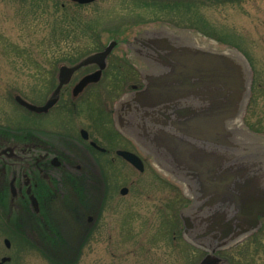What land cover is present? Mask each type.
Masks as SVG:
<instances>
[{
	"label": "rangeland",
	"instance_id": "374dc122",
	"mask_svg": "<svg viewBox=\"0 0 264 264\" xmlns=\"http://www.w3.org/2000/svg\"><path fill=\"white\" fill-rule=\"evenodd\" d=\"M163 30L177 36L190 33L198 44L235 50L244 57L250 88L241 122L247 132L264 139V0H95L88 4L0 0V124L24 132L39 130L43 135L39 142L53 141L56 150L62 149L61 154L68 148L77 169L81 162L80 130L97 117L98 110L113 122V107L124 95L142 88L144 72L149 70L146 57L152 50L141 38L150 31L152 41L157 40L154 32ZM111 41L117 45L96 86L74 98L70 83L62 90L59 103L39 117L15 102V96H20L42 105L57 84L60 66L74 65ZM92 69L84 68L75 76ZM234 80L228 83L230 89L223 82L215 88L227 95L237 88ZM85 110L93 117L86 116ZM135 148L147 161L144 172L119 164L115 184V195L121 198L118 191L122 186L141 182L132 184L130 195L117 205L110 186L95 205H83L77 198V192L82 193L75 185L61 184L50 211L53 236L37 223L23 235L6 229L0 221V262L7 257L10 261L4 264H198L207 254L206 248L185 239V232L174 233L180 230L174 213L168 211L166 218L165 214L153 215L140 205H130L135 202L133 197H142L146 203L149 197L161 196L172 204L181 199L184 209L193 203L176 185L160 184L172 179L158 171L143 150ZM88 216L93 222L86 226ZM4 239L10 241L9 248ZM216 254L230 264H264V226Z\"/></svg>",
	"mask_w": 264,
	"mask_h": 264
},
{
	"label": "water",
	"instance_id": "95a60500",
	"mask_svg": "<svg viewBox=\"0 0 264 264\" xmlns=\"http://www.w3.org/2000/svg\"><path fill=\"white\" fill-rule=\"evenodd\" d=\"M74 1L80 4H87L95 0ZM153 36H157L159 39L152 41L153 37H151L150 31H146L141 38L143 44L152 50V53H148L146 57L149 70L145 73L149 77L147 82L148 88L146 87L147 90L144 92L146 93L149 86L153 84H158L168 92H179L180 98L183 97L182 99L185 103L177 113L183 118V121L174 125L175 129L178 128L175 130V133H166L158 139L140 134H135L136 136L133 133V135L129 134L119 122H117V127L122 133L135 140V143L139 145L141 150H143L141 147V144H143L147 150H143L144 153L153 159V163L158 171L170 177L172 182L180 185L184 193L193 200L192 206L185 209L182 213L185 229L190 228L189 223L196 217L201 218L204 216L209 224H213L216 220L223 221L220 232L210 231L200 235H191L187 230L185 232L187 236H184L186 237L185 239L195 246H205L207 242L213 239L221 245L231 241L227 246L230 247L258 229L259 223L257 222V218L264 217V195L258 194L260 190H264V161L261 159L248 160L245 158L243 161L234 162L233 159H230L231 149H235V153L239 152L240 154H243L244 151L242 146L234 142L229 143L230 141L227 139L228 132L223 128V119H228L227 115L234 110L238 95L242 94L244 75L242 74V70H237L229 62L217 59L214 55L207 54L198 47L191 45L193 43L192 40L197 41L193 39L190 33H183V36H177L173 32L163 30V32L155 31ZM116 45L117 42L112 41L103 51L91 54L73 66H60L58 85L44 105L35 106L21 99L19 96H16L15 100L32 112H48L58 102L61 88L70 81L72 75L77 70L91 64L98 66L96 72L83 77L78 82L73 90V95H78L86 85L97 82L102 70L106 66L108 55ZM159 61H162V63H159ZM181 78L187 81L180 82ZM234 79H236V90H229L227 91V95L224 94V96H222V93L219 94V90L215 88V85L218 82L227 83L226 85L230 89L228 83H235ZM141 93L143 92L124 95L119 101V105H126L129 100L132 101L136 95L140 96ZM187 98L188 101H186ZM137 100L135 99L136 103L140 102ZM153 103L157 105L158 101L154 100ZM119 125L122 129L119 128ZM207 130L209 136H201ZM246 136L248 138L254 137V139L257 137L249 132ZM257 139L264 142L262 138L258 137ZM208 150L211 152L209 156L204 153V151ZM120 153L134 166L141 168V161L136 155L128 152ZM209 157L212 161L214 160L215 173L214 179L210 181L213 183L210 191L219 190L212 203L208 202L205 196L199 197V193L195 194V196L188 195L179 180L173 178L172 175L164 173L156 165V162L163 164L165 168L177 177L179 176L186 180L190 186L195 183L197 191L194 192H199L200 183L197 180L198 172L201 169V161L199 159L210 161ZM203 163L207 164L208 162ZM239 181L243 185L241 184L242 186L238 187ZM245 194L252 195L243 196ZM31 202L37 207L34 197H31ZM232 205L233 207H231ZM212 208H214V211L208 215V210ZM236 237L239 238L232 241ZM227 247L223 246L214 248L213 250L206 249L208 254L199 264H224L214 254L216 251ZM6 260V258H3L2 262Z\"/></svg>",
	"mask_w": 264,
	"mask_h": 264
},
{
	"label": "flooded vegetation",
	"instance_id": "af4514ba",
	"mask_svg": "<svg viewBox=\"0 0 264 264\" xmlns=\"http://www.w3.org/2000/svg\"><path fill=\"white\" fill-rule=\"evenodd\" d=\"M91 66H93L94 69L79 74L81 75L79 78L75 76L82 69ZM106 68L107 61L99 80L86 85L78 95H73L75 86L83 77L96 72L98 70L97 65L91 64L76 71L72 75L69 83L63 86L61 90L72 83V96L76 98L85 90L91 88V86H96L102 79ZM146 74L147 73L144 72L143 86L141 89H137L136 86L133 85V88L136 89H134L132 93L143 92L140 96L136 95L135 97V99H138L137 101L140 102L136 103L135 99H133L132 101L129 100L126 105L120 106L118 104L113 107V122L107 117V114L105 115V113L99 112V110L96 114L97 117H93L90 115L91 113L89 114V112L85 110L86 116L88 114L90 118L93 117V120L91 123L88 122L87 127L82 128L79 132L81 138L79 145L81 162L80 165L77 166V169H74V158L72 153H69L70 150L68 151V148H66V154H61L62 149L56 150L53 141L48 140L47 143L39 142V139L43 137L39 130L24 132L21 130H13L12 128L0 124V221H3L2 224L5 225L6 229L24 235V233L27 234L30 227H33L37 223L39 226H44L47 232L52 234L49 231H54V229H52L53 224L50 219V211L53 209V206H55L53 205L54 200L56 199L57 192L60 190L61 184L69 182L71 185H75L82 193L79 194L77 192L78 201L83 205L89 202L95 205L99 197V199H103L104 189L107 190L111 186L112 196L116 194L118 186L115 187V184L118 183L116 180L119 178L117 169L119 164H123L128 170L144 172L147 161L135 148L136 146L140 149L139 145L135 143V140L130 136L122 133L118 129L117 122H119L129 134H140L149 138L158 139L166 133L172 134L171 132H176L175 130L178 128L175 129L174 125L183 121V118L179 116L177 111L185 103L182 99L183 97L180 98L179 92L176 91L172 93L165 91L158 84L150 85L148 91L145 93L144 91L148 88L147 82L149 77H147ZM186 81L187 80L184 78L180 80V82ZM61 92L57 104L60 101ZM154 100L158 101L157 105L153 103ZM186 101H188V98ZM17 104L26 112L35 114L38 117L41 115L25 109L19 103ZM55 106L47 113L43 114H48ZM85 107H88L87 104H85ZM105 112L107 113L108 111L106 110ZM33 127H35V129L38 128L37 126ZM28 135L31 136L28 137ZM205 135L209 136L208 130L201 136L205 137ZM120 152H128L136 155L141 161V168L134 166ZM204 153L206 155L208 154V156L211 155L209 150L204 151ZM199 160L201 161V169L198 172L197 180L200 183V188L199 192H195V194L199 193V197H207L208 202L212 203L219 192V190L210 191L213 184L210 181L213 180V176H215L213 166L214 160L212 161L210 157V161ZM203 162L208 163L204 164ZM221 177L224 178L222 175ZM77 183L80 186H78ZM132 184H141V182L137 183L135 181H130L128 185L122 186L118 191L122 196L121 198H125L127 195L131 194ZM160 184L176 185L180 189L181 194H184L181 186L175 182L166 180L160 182ZM163 189L167 190L166 187H163ZM163 194L166 195L165 193ZM31 197L35 198L37 207L32 204ZM121 198L115 195L112 197V200L118 205V201ZM132 200L135 202L130 205H140L142 208L147 209V211H151L153 215L165 214L164 216L167 218L169 212L174 213L177 220L176 226L179 225L177 229H180L178 232L174 233L181 234L188 230L187 232L191 235H200L210 231L220 232L222 229L220 227H222L223 221L216 220L213 224H209L204 216L192 219L189 223L190 228L185 229V223L182 219V213L185 209L182 207L181 199L177 201L176 204L168 202L165 196H161L160 198L149 197L146 203L142 202V197H133ZM190 200L192 199L190 198ZM101 203L99 202L97 208L100 207ZM173 207H175L174 212ZM84 209L88 210L86 208ZM213 211L214 208L209 209L208 215ZM92 222L93 218L88 216L85 224L87 226ZM257 222L259 223V228L251 235L262 230L264 226V217H258ZM34 230L37 235H40L41 232H38V229ZM55 230L62 236L64 235L59 227H55ZM38 237H41V235ZM6 242L9 246L6 245ZM3 243L6 248L10 247V241L8 239H4ZM225 249H229V247ZM214 255L219 257L224 264H230L227 258H222L216 253ZM205 256H203L202 259Z\"/></svg>",
	"mask_w": 264,
	"mask_h": 264
},
{
	"label": "bare ground",
	"instance_id": "6f19581e",
	"mask_svg": "<svg viewBox=\"0 0 264 264\" xmlns=\"http://www.w3.org/2000/svg\"><path fill=\"white\" fill-rule=\"evenodd\" d=\"M191 45L198 47L200 50L205 51L207 54H211L212 56L214 55V57L217 59H223L225 62H229V64L233 66L234 68H236L237 70H242V74L244 75V78H243L244 84L242 83L243 91L241 92L242 94H239L236 99L234 110H232L227 115L228 119L227 118L225 120L223 119V128L228 132L227 139L230 141L229 143L234 142L237 145L242 146L244 153L243 154H240L239 152L235 153V149H231L232 152L230 155V159H233L234 162L243 161L245 160V158L248 160L261 159L262 161H264V142L263 140L257 139L258 137H256L255 139L254 137L248 138V136H246L248 132L243 127L242 122H241L242 121L241 117L243 115V111H244V108L246 106L248 96H249V80L250 79H249V70L245 62L246 60L244 59L242 55H240L235 50H231V49L221 50L218 48H214L212 44L201 45V44H198V42H194ZM119 128L122 129L120 125H119ZM141 147L144 151H147L146 147L143 144H141ZM156 165L164 173L172 175L173 178H176L177 180H179L181 184H183V187L188 195L195 196L194 191H197L196 190L197 185L195 183H193L192 186H190L188 185V182L186 180H184L182 177H179V176L177 177L174 173H172L170 170L165 168L163 164H159L158 162H156ZM238 183L239 184L237 185L239 187L242 183L240 181ZM252 194H245L243 196H246V195L248 196ZM258 194L264 195V190H260V193ZM231 207H233V205ZM238 238L239 237H236L232 241ZM189 239L194 241L192 238H189ZM230 242H227L226 244L221 245L213 239L212 241L207 242V244H205V247L206 249L213 250L214 248H219L223 246L227 247L230 244Z\"/></svg>",
	"mask_w": 264,
	"mask_h": 264
}]
</instances>
